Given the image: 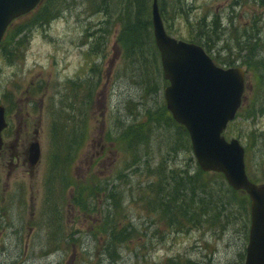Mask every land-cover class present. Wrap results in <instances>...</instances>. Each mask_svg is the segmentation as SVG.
I'll return each instance as SVG.
<instances>
[{
  "label": "rangeland",
  "instance_id": "1",
  "mask_svg": "<svg viewBox=\"0 0 264 264\" xmlns=\"http://www.w3.org/2000/svg\"><path fill=\"white\" fill-rule=\"evenodd\" d=\"M176 1L158 0L164 27L192 43L172 19ZM43 3L10 24L0 51V105L12 123L0 151V264H243L248 197L217 174L197 177L188 135L164 103L152 0ZM179 4L217 65L260 77L246 80L225 138L240 139L248 176L264 183V0ZM30 144L40 146L36 166ZM99 183L109 194L96 193ZM183 186L193 192L169 201Z\"/></svg>",
  "mask_w": 264,
  "mask_h": 264
},
{
  "label": "water",
  "instance_id": "2",
  "mask_svg": "<svg viewBox=\"0 0 264 264\" xmlns=\"http://www.w3.org/2000/svg\"><path fill=\"white\" fill-rule=\"evenodd\" d=\"M39 0H0V36L16 16L29 11ZM152 29L158 48L166 108L189 136L193 156L202 172L222 174L234 191L244 192L250 201V226L244 264H264V184L246 176L244 150L235 139L221 135L240 105L244 89L240 68H216L200 47L169 37L152 2ZM4 129L0 113V131ZM0 140V148H1ZM39 146L29 147V163L39 159Z\"/></svg>",
  "mask_w": 264,
  "mask_h": 264
},
{
  "label": "trees",
  "instance_id": "3",
  "mask_svg": "<svg viewBox=\"0 0 264 264\" xmlns=\"http://www.w3.org/2000/svg\"><path fill=\"white\" fill-rule=\"evenodd\" d=\"M188 1H190V0H186V2H188ZM177 6L175 7V10H174V14H173V16H172V19L173 20H176L177 18H179V19H181L182 18V22H183V29H184V31L186 30L188 33H189V36H191V42H193V43H196V44H198V45H201L207 52H209V51H211L214 47L210 44V42H208V41H205V43L204 42H202L200 39H198V37L195 35V30H194V27H193V25H192V23L190 22V16H189V13H188V11H187V9L184 7H182V5L181 4H179V0H177L176 1V3H175ZM166 12V10H164V9H161L160 10V13H161V17H162V15H164V13ZM135 13H136V11H135ZM137 14V13H136ZM134 16V19H135V23L140 27V21L137 19V16L134 14L133 15ZM150 16H151V14H150ZM163 19V18H162ZM127 20V19H126ZM216 20H214L213 21V23L215 22ZM198 22L199 23H203V22H205V19H198ZM127 24V29H129V27H128V23H126ZM148 27H149V25H147ZM199 32H203V29L202 28H200L199 29ZM27 33H30L29 32V30H27ZM209 33H211V31L209 30ZM130 37H131V35H130ZM131 39H133L132 37H131ZM133 41H136V40H134L133 39ZM4 52H5V50H4ZM216 61L219 63V64H222V65H225V63L223 62V61H220V60H218V59H216ZM229 66H234V65H229ZM248 70H249V68H247ZM253 73H255L256 74V76L258 77V79L260 80V77H259V75H258V73L257 72H253ZM157 89H158V91L160 90L158 87H157ZM158 91H157V93H158ZM163 108V107H162ZM162 108H161V110L159 111V112H161L162 111ZM71 161V160H70ZM200 176H202V172L200 171V170H198V172H197V177H200ZM218 177H219V179L221 180V183L223 184V185H225V183H224V181L222 180V178H221V176H219L218 175ZM192 179V177L190 178V177H186V180H191ZM94 185H96V182H94L93 183ZM103 185V187L102 188H100V189H98L97 191H96V193H105V192H108V194H109V191H107L105 188H104V185L105 184H102V183H99V185ZM191 184V183H190ZM184 185V184H183ZM188 185H189V183H188ZM184 188H183V190H181V191H175L174 192V196L173 197H171V196H169L168 197V200L170 201L171 199H174L173 200V202L174 201H176L178 198H176L178 195L179 196H181L183 199H186L187 198V196H189V194L191 193V192H193V188H187V186L185 187V186H183ZM202 188H203V190H202V192H203V196H204V198L202 197L201 199H206V200H208V194H206V192H207V189H208V184L207 183H205L203 186H202ZM208 193V192H207ZM111 198V197H110ZM162 201H163V203H164V200L162 199ZM202 205V204H201ZM178 207V206H177ZM177 211H180V210H177ZM178 222V221H177ZM122 235H124L125 237L123 238V240H121L120 239V234H112L111 235V237H110V242L108 243L107 242V246L109 245V244H111L110 245V248L111 247H113V246H115L116 245V242L117 243H121V242H125V240L126 239H128V233H127V231L125 232V234H123V232H122ZM106 246V247H107ZM110 248H109V250H108V254L109 253H111V250H110Z\"/></svg>",
  "mask_w": 264,
  "mask_h": 264
}]
</instances>
